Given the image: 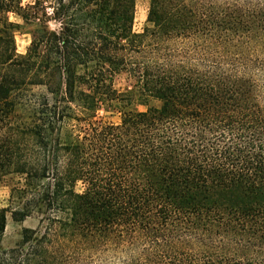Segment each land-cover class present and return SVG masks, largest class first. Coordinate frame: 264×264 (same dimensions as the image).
<instances>
[{
    "label": "trees",
    "instance_id": "16d2710c",
    "mask_svg": "<svg viewBox=\"0 0 264 264\" xmlns=\"http://www.w3.org/2000/svg\"><path fill=\"white\" fill-rule=\"evenodd\" d=\"M135 1L0 0V264H264V0Z\"/></svg>",
    "mask_w": 264,
    "mask_h": 264
},
{
    "label": "rangeland",
    "instance_id": "374dc122",
    "mask_svg": "<svg viewBox=\"0 0 264 264\" xmlns=\"http://www.w3.org/2000/svg\"><path fill=\"white\" fill-rule=\"evenodd\" d=\"M148 0H136L134 4V22L133 30L135 32H141L147 22V8ZM8 18L17 24L14 31L16 48L19 54H24L27 50L30 40L31 31L35 27L34 24L26 23L21 14L16 12L8 13ZM52 25V23H50ZM113 85L119 91H126L132 89L134 86V79L126 72H120L113 78ZM156 103V102H153ZM134 108L138 110H144V105H135ZM96 116L103 121L118 122L119 114L117 112L105 111L100 109L97 111ZM22 182V179L17 174H11L6 176L0 183V208H6L10 211L19 206V199L16 194L11 196V187L18 186ZM6 212V224L3 235L0 239V248H11L20 243L22 238L23 228H36L38 225V217L32 214L21 221H15L11 217V212Z\"/></svg>",
    "mask_w": 264,
    "mask_h": 264
}]
</instances>
